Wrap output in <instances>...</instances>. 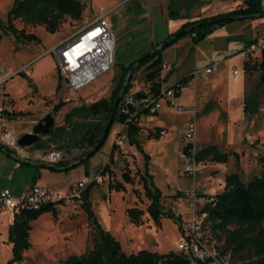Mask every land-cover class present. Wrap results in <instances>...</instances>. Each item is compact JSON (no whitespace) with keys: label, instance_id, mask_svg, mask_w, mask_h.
I'll list each match as a JSON object with an SVG mask.
<instances>
[{"label":"rangeland","instance_id":"rangeland-1","mask_svg":"<svg viewBox=\"0 0 264 264\" xmlns=\"http://www.w3.org/2000/svg\"><path fill=\"white\" fill-rule=\"evenodd\" d=\"M15 1L0 0V23L5 27L10 25L9 13ZM80 2L84 6L81 18L71 20L64 17L54 33L47 32L44 26L25 25L19 20H13L15 29L23 31L25 35H33L36 40L18 38L12 33L0 40V68L7 69L6 73L0 75V109L6 107L3 102L9 97L13 99L15 108L21 112V115H15L9 122V130L20 137L30 133L33 126L47 114H51L55 121L52 135L39 141L42 146L40 149L33 146L25 148L30 152L47 154L49 162H30L11 151V155L24 164L22 170L14 172L12 181L10 178L0 180V186L18 189L27 185L28 191L34 185V174H37L35 185L65 194L70 185L82 179L90 181L100 177L103 179L102 183L96 184L89 192L90 209L102 229L119 242L125 254H136L141 250L158 255L170 252L180 254L177 246L184 240L182 224L191 212V199L187 194L195 192L200 195L202 192L206 193L203 196L213 197L223 191L224 179L230 174L236 173L242 182L247 183L264 172V85L259 82L260 72H244L242 91L232 100L226 99L225 93L228 74H232L233 66L237 67L242 77L241 56L234 60L231 56H237L247 46L243 42L233 43L234 38L229 41L225 38L237 35V31L242 29V23L235 22L220 28L222 30L217 29L218 32L211 39H204L197 44H193L189 36H184L177 41L180 44L178 48L163 52L166 61L171 59L175 63L173 72L167 74L162 81L164 87L173 84L177 79L192 75L195 71H202L214 62L219 67L217 72L206 78L200 75L197 81L192 79L185 86L187 92L182 90V98L178 100L185 108L183 113L161 109L157 120L164 124L166 130L146 127L152 126L154 122H147L145 127L140 128L137 138L150 157L148 172L153 184L163 194L162 211L167 215L173 208L183 217L181 222H177L172 217L163 216L159 224H156L147 213L149 201L139 182V177L144 173V158L135 146L128 145L126 130L122 125L114 123L100 150L77 167L65 171L42 167L49 164L66 169L95 148L109 120V96L119 82L122 68L151 52L156 44L171 35L167 32L162 15L165 10L162 7L163 0ZM261 3L264 5V0ZM172 5L171 10L178 12L175 2ZM182 9L187 12V16L194 11L189 6ZM103 15L106 16V24L114 36L115 66L96 81L78 92H73L67 87L59 71L53 49L72 40L85 26ZM263 19L255 20H258L253 31L258 36L255 39L264 37ZM248 31L250 29L243 30L242 34H248ZM20 72L22 75L18 74ZM145 72L143 67L134 73L130 92L147 87ZM59 102H64V106L58 112H53L52 108ZM73 108L78 111L65 122V114ZM244 109L248 110L246 114ZM193 122L196 126L197 151L199 148L214 145L229 157L225 164H197V172L191 177L183 173L184 161L181 155L185 143L180 142V138L187 126ZM58 127L64 130L56 136L55 130ZM157 134L158 140H149ZM113 146L117 147L113 150L110 163L113 175L109 177L106 174L103 177L100 172L108 164ZM233 153H237L238 159L234 158ZM61 159L69 160L55 164ZM126 167L129 175L133 177V184H124V190L121 191H109V180L121 181L120 176ZM5 169L9 170L1 167V170ZM211 186L218 188L211 191ZM177 194L180 197L175 199ZM130 208L143 212L140 225L129 221L126 211ZM4 211L6 210H2L0 215V264H8L12 259L13 247L8 242L9 226L4 228L9 217ZM57 213L56 219L45 213L31 222L30 247L23 252L22 260L13 264H58L69 256L86 255L93 249L98 239L87 213L80 205L60 204L57 206ZM246 229V226L230 225L225 232L218 235L204 219L202 242L224 264H252L257 259L253 251L232 253L233 248L226 241L229 233H243Z\"/></svg>","mask_w":264,"mask_h":264},{"label":"trees","instance_id":"trees-1","mask_svg":"<svg viewBox=\"0 0 264 264\" xmlns=\"http://www.w3.org/2000/svg\"><path fill=\"white\" fill-rule=\"evenodd\" d=\"M83 10L84 6L80 0H16L9 13L11 19L9 23L10 25L5 27L0 23V40L8 33L17 35L18 38L22 37L27 40H36L33 35H25L23 31L15 29L12 25L13 20H19L25 25L44 26L47 32L54 33L59 29L64 17H69L71 20H79ZM170 16L172 18L175 17L173 12H170ZM260 18H264V5H262L261 0H245L243 6L237 7L229 12L187 21L175 33L168 35L162 42L156 44L152 48V51H154L159 45L160 48L134 68L122 97L130 90L134 73L143 67H145L146 70L144 79L147 90L154 93L159 91L162 81H164L159 79L163 65L162 54L165 50L175 45L180 38L189 36L191 42L197 44L217 29L223 28L229 24L234 22L253 21ZM183 30H186L184 35L179 38L173 37L176 33ZM135 62L136 61L122 68L119 82L110 93L108 119L110 118L111 109L118 96L122 81L127 71L135 64ZM243 71H259V82L264 85V62H260L258 59H253L249 63H243ZM18 74L22 75L21 72ZM191 78V75L185 76L179 79L177 83L184 85L185 88ZM141 95V91L135 93L136 97ZM63 106L64 102H59L54 105L52 110L53 112H58ZM77 111V108H73L70 112L65 114L64 121L67 122ZM244 111L245 114L248 112L247 109H244ZM15 115H21V113L14 114L13 116L15 117ZM114 123L120 124L125 128V136L128 145L135 146L144 158V173L139 177V182L144 189L146 199L149 201L147 213L150 218L156 224H159L160 218L163 216L172 217L175 221L181 222V219L174 217L171 211H169L167 215L162 211L161 200L163 195L160 190L154 186L151 175L148 172L150 157L145 153L137 138L140 133V127L133 123H125V119L118 114V107L115 111L112 125ZM63 130L62 127H58L55 130L56 136H59V133L63 132ZM158 139L159 134L155 137L149 138V140ZM33 147L35 149H40L42 146L38 142L34 144ZM101 147H99L96 152H98ZM115 148L117 147L113 146L108 164H106L100 172V175L103 177L106 174L109 175V177L113 175L110 169V163L112 162L111 157ZM5 150L10 152L8 149ZM185 150L186 148L184 151ZM232 155L235 159H238L236 153H233ZM228 157L229 155L227 153L220 152L216 146L212 145L203 147L197 151L195 154V162L196 164L206 162L225 164L228 161ZM88 159L89 158L86 160ZM77 166L78 165L75 167ZM49 169L53 171L69 170L56 168ZM37 176V174L36 176H33V184L35 183ZM85 176H87L86 171ZM120 177L121 181L116 180L115 182H111L109 180L107 184L109 191H121L124 190V184H133V177L129 175L127 167L123 170ZM94 186V184H89L83 191L80 208L87 213L98 241L94 243L93 249L86 255L69 256L58 264H208L211 261L210 259H207L205 262H195L181 253L176 254L173 252L158 255L154 252L141 250L136 254H125L122 251L119 242L116 241L108 231L103 230L93 216L90 209L89 192ZM179 197L180 194L174 196L175 199ZM58 205L60 204H46L38 209L24 208L13 213V221L7 230L8 242L13 246L12 259L8 264L20 262L22 260L23 252L29 249L31 222L45 213L50 214L56 219L58 216ZM199 213L206 215L205 220L210 223L212 231L218 235L225 232L230 225L246 226L247 229L244 230L243 233L236 231L229 233V237L226 241L233 248L232 253L253 251L255 256H257V259L252 264H264V225H262L264 223V172L258 177L251 178L247 183L242 182L236 173L226 176L224 179L223 191L213 197L212 203L204 205ZM126 214L132 224H141V217L143 215L141 210L130 208L126 211Z\"/></svg>","mask_w":264,"mask_h":264},{"label":"built area","instance_id":"built-area-1","mask_svg":"<svg viewBox=\"0 0 264 264\" xmlns=\"http://www.w3.org/2000/svg\"><path fill=\"white\" fill-rule=\"evenodd\" d=\"M106 16L103 15L87 26H85L72 40L63 42L53 49L59 71L66 81L67 87L78 92L82 88L99 79L103 74L111 71L115 66L114 36L106 24ZM243 63H249L253 59L264 62V37L251 41L244 47L240 53ZM219 64L214 62L205 67L202 71H195L191 80L197 81L200 77L206 78L218 71ZM173 67L169 63H163L159 75L160 80H165L166 75L172 71ZM244 72V71H243ZM232 76H238V70H232ZM184 89V85L174 83L171 86L164 87L161 85L157 93L150 92L145 87L136 92H142L139 97L135 96L136 92L128 91L121 99L118 105V114L125 119V123L139 125L146 118L155 117L161 109L163 103L168 109L177 113H183L184 107L178 103V94ZM15 113L10 106L0 109L2 120L0 129V146L4 149L13 151L16 154L23 155L24 149L18 145L19 135L9 130L8 122L12 121ZM164 135L163 131H160ZM196 126L190 123L184 134L182 141L185 143L186 150L182 153L184 161L183 173L194 177L197 172L195 154ZM100 177L93 180L82 179L75 184L70 185L68 192L65 194L55 192L45 187L32 185V187L18 198L12 197L9 190L5 189L0 193V205L14 213L20 209L39 207L46 204H68L81 205L83 191L89 184L102 183ZM190 197V214L182 224V234L184 240L178 243V251L192 261L205 262L208 264H224L215 253L208 250L202 242V229L205 214H200L201 208L213 202V197L197 195L195 192L187 194ZM171 213L174 217L182 219L173 208Z\"/></svg>","mask_w":264,"mask_h":264},{"label":"crops","instance_id":"crops-1","mask_svg":"<svg viewBox=\"0 0 264 264\" xmlns=\"http://www.w3.org/2000/svg\"><path fill=\"white\" fill-rule=\"evenodd\" d=\"M163 1H164V3L162 4L163 5L162 7L165 10L163 11L162 15L165 18V24H166V27H167V32L169 34L175 33L187 21H193V20H196V19H199V18L210 17V16H215V15H218V14L226 13V12L231 11V9H233V8H237V7L243 6L244 2H245V0H192V2H191V0L190 1L189 0H163ZM173 2H175V7L179 8L178 12L171 10V8L173 7V5H172ZM186 6H189L190 9L192 8L194 10L192 12V14H189L188 16H187V12H185V10L182 9V7H186ZM209 11H211V12L209 13ZM170 12L174 13V15H175L174 18H172L170 16ZM206 15H208V16H206ZM257 21L253 20V21L236 22V23H242L240 25L242 29L237 31V35L232 36V37H226L225 39L227 41H229V39L234 38L233 41H232L233 43L234 42L235 43L243 42V44L248 45L253 39L258 37V36H255L253 34V31L256 28L255 24H258ZM262 21H264V19ZM234 23H232V24H234ZM229 25H227V26H229ZM246 29L247 30L250 29V31L247 32L248 34H242V31L246 30ZM220 30H222V29H220ZM217 32H218V30L214 31L211 35H209L207 38H205V40L211 39L213 37V35L216 34ZM225 32H227V31H225ZM179 45L180 44L176 43L175 45H173L170 48L175 49V48H178ZM170 48H168V49H170ZM238 56H239V54L237 56L233 55V56H231V58L234 60L235 57H238ZM162 60H163V63L171 64L172 67H173L172 70H174L175 63H173L171 59L166 61L163 58V54H162ZM234 69L238 70L236 66H233L232 70H234ZM6 72H7V69L5 67H1L0 68V75H3ZM243 73L244 72H243V62H242V77H241V73L240 72H239L238 76H236L237 80L234 79L232 74H230V73L228 74V81L226 83L225 93H226V99H228L229 101L232 100L233 98H235L236 96H238L240 94V92L242 91V88L244 86V81H245ZM27 74H29V72H27ZM178 80L179 79H177L174 83H176ZM213 81H214V79H213ZM173 84H171V85H173ZM171 85H169V86H171ZM162 86H164L163 83H162ZM182 90L186 91L185 88L182 89ZM182 90H181V92H182ZM221 91L222 92L224 91V87H223V89ZM181 92L178 94V100L180 98H182L181 97ZM183 99H185V97H183ZM3 103H5L4 106H6V107L10 106L15 114L21 113L20 110H17L15 108V103H14L12 98L6 97L4 99ZM194 107H195V102H194ZM164 108H167V106L163 103L161 109H164ZM161 109L159 110V112L161 111ZM159 112L157 113V115L155 117L146 118L142 123H140L137 126L141 128V127H145L147 125V122H154V124L152 126L148 125L146 127L147 128L155 127L157 129H160V130L161 129L166 130L164 124L161 121L157 120ZM193 113H195V108L193 110ZM17 116H19V115H17ZM1 123H2V120H1ZM8 125H9V122H8ZM182 138L183 137L180 138V142H183ZM199 149H202V148H199ZM9 153L11 154V152H9ZM22 156L25 158V160H28V161L34 162V163L39 162V161L40 162H49V160H50L48 158L47 154L46 155H41V153L38 152V151H31L30 152V151H28V149H24V153H23ZM66 160H69V159H64V160L61 159L58 163H55V164L63 163ZM50 162H53V161H50ZM23 164L24 163H20L19 160L15 159L14 157H10V156L6 155L4 152L0 151V180H6V179L10 178V181H12L13 178H14V172L22 170ZM27 165H29V164L27 163ZM2 166L9 168V170L8 171H7V169L1 170ZM34 176H36V174H34ZM36 184H38V183H36ZM34 185H35V183H34ZM40 187H44V186H40ZM211 187L213 188L211 191H214L215 189L218 188V186H216V187L211 186ZM27 188H28L27 185H24L22 188H18V189H14V188L12 189V188H7L5 186L4 187L0 186V193L3 190L7 189V190L10 191L12 197L18 198L21 195H23L25 191H27ZM59 193H61V192H59ZM199 194L200 195H205L206 193H202L201 192ZM2 210H6V209L1 207V205H0V215L2 214V212H1ZM4 213H6V215L9 216V217H7L6 224L4 226V228H5V227H8L12 223V221H13V213H10L7 210L4 211Z\"/></svg>","mask_w":264,"mask_h":264},{"label":"water","instance_id":"water-1","mask_svg":"<svg viewBox=\"0 0 264 264\" xmlns=\"http://www.w3.org/2000/svg\"><path fill=\"white\" fill-rule=\"evenodd\" d=\"M186 33V30H183V31H180L178 33H176L173 37L174 38H179L180 36L184 35ZM160 48V45L154 49V51L158 50ZM154 51H151L147 54H145L144 56H142L139 60H137L135 62V64L127 71L123 81H122V85H121V88L119 90V93H118V96L116 98V100L114 101L113 103V106H112V109H111V114H110V118L105 126V129L103 131V134H102V137L99 141V143L96 145V147L90 151L86 156L80 158L77 162L71 164L69 167H67L66 169H70V168H73L75 167L76 165H79L81 164L82 162H84L87 158H90L92 157L97 149L99 147H101L105 141H106V137H107V134H108V131L110 130L111 126H112V123H113V119H114V114H115V111L119 105V102L121 101L122 99V95H123V92L125 90V87L128 83V80H129V77L132 73V71L134 70V68L138 65H140L145 59H147ZM54 128H55V121H54V118L52 117L51 114H47L45 115L42 119H40L32 128V131L30 133H27L25 135H21L18 139V145L21 147V148H28V147H31L33 146L34 144L38 143L41 139L45 138V137H48L50 135H52V133L54 132ZM0 151L4 152L6 155L10 156V157H13L9 152H7L2 146H0ZM42 167H45L47 169L49 168H56V169H60V168H57L55 167L54 165H42ZM61 170H64V169H61Z\"/></svg>","mask_w":264,"mask_h":264},{"label":"bare ground","instance_id":"bare-ground-1","mask_svg":"<svg viewBox=\"0 0 264 264\" xmlns=\"http://www.w3.org/2000/svg\"><path fill=\"white\" fill-rule=\"evenodd\" d=\"M234 79L237 80V77H234ZM218 184H220V183H218Z\"/></svg>","mask_w":264,"mask_h":264},{"label":"flooded vegetation","instance_id":"flooded-vegetation-1","mask_svg":"<svg viewBox=\"0 0 264 264\" xmlns=\"http://www.w3.org/2000/svg\"><path fill=\"white\" fill-rule=\"evenodd\" d=\"M97 145V144H96ZM84 157V156H83Z\"/></svg>","mask_w":264,"mask_h":264}]
</instances>
